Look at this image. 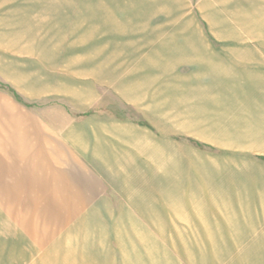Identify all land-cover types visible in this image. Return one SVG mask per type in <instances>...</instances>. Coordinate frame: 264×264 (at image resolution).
Masks as SVG:
<instances>
[{
    "label": "rangeland",
    "instance_id": "1",
    "mask_svg": "<svg viewBox=\"0 0 264 264\" xmlns=\"http://www.w3.org/2000/svg\"><path fill=\"white\" fill-rule=\"evenodd\" d=\"M155 1L0 0V264H264V123L229 121L264 90V0ZM178 56L206 65L171 67ZM194 111L208 141L188 131ZM93 116L157 147L134 190L88 163L51 166L47 123ZM56 169L67 177L47 185Z\"/></svg>",
    "mask_w": 264,
    "mask_h": 264
},
{
    "label": "crops",
    "instance_id": "2",
    "mask_svg": "<svg viewBox=\"0 0 264 264\" xmlns=\"http://www.w3.org/2000/svg\"><path fill=\"white\" fill-rule=\"evenodd\" d=\"M160 1L161 0H156L154 3H159ZM162 3L171 4V8H172L174 5V0H162ZM203 46L206 47L204 44ZM261 47L262 46H259L258 48H261ZM199 49L201 50L203 57H205V60H207V63H210V61H212L213 59L209 57L210 54L206 53V50H205L206 48L204 49V48L199 47ZM243 49H246V48H243ZM187 55L190 56V53H188ZM249 60L250 62L254 61V64L257 63V61L259 62V59L253 58L252 61L251 59H246V60L237 61L233 64H240V65H242V63L247 64V62L245 61H249ZM183 61L184 62L187 61V63L196 65L198 67L202 65L203 66L206 65V63L204 64L200 62L198 63L188 57L181 59L180 56H178L174 60L172 59L171 67L177 66L179 63ZM74 88H76V91L74 92L75 95L76 94L84 95V87L74 86ZM62 89L63 87L61 86L60 88H57V89L54 88L51 90H53L52 92H55V93H63ZM88 90H91L93 92V96L91 98L87 97V99L92 100L98 97L96 96V92L93 90V88H89ZM140 91H142V89H140ZM203 93L205 94L204 98L206 100L208 99V101L205 102V106L207 104V106L210 107L211 106L210 98L212 94L210 91H203ZM247 94L251 96L250 98L255 97L259 100L257 103H253L252 107H249V110L252 108H256L251 112V114H249L251 115V117L238 118L237 120L230 119L229 121L231 122L235 121V122H241V123L242 122L245 123L249 121V122H252V124L253 123H257L258 125L263 124L264 123V108L261 105H264V103L261 102L260 99L264 98V90L263 92L259 91L258 93H254V94L247 93ZM243 95L244 94L237 93V97H239V101L236 100L237 101L236 106L238 105L239 107L242 105L247 106L248 102L243 104V101H242ZM256 105H258V107H255ZM219 121L221 122V120ZM210 122H211L210 120H206L204 118L203 124L196 125L197 121H195V111L193 113L189 112L188 119H187L188 131H191L196 134V130L198 128L199 131L203 132L202 133L203 135H201L200 138L205 141H208L207 138L210 137L211 131L215 129L212 127V124ZM214 122L215 123L218 122V119H215ZM69 123L70 124L47 123V142L44 141V143H42L44 147H47V148L52 147V143L50 142L52 139H54L53 135H56L55 131H58V134H59V135L57 134L56 135L57 138L56 137L55 138L56 139L60 138L59 146H56V148H59L58 151L50 152V154L51 153L52 154L48 155V149H47V157L50 156L51 166L54 163H57V164L61 163V165H64L65 163L73 164V163H78V162H84V163H88L91 165V172H92L93 178L107 180L109 182V186H112L116 190L117 189L134 190L135 187L139 186L138 183L134 182V177H133L132 172L133 171L138 172L139 170H142L143 168L142 166L147 162L148 153L154 152L153 149H156L157 147H154L152 145L150 146L149 143H147L146 139L143 136H141L142 132L138 128H136L132 123H129V122L106 121V120H101L98 116H93L82 123H75V122H69ZM219 127H222V125H220ZM52 130H55V131H52ZM14 131L19 135L18 132L20 130L14 129ZM24 136H25V133H24ZM14 140L17 142L18 141L20 142L18 136L14 137ZM27 146H30V145L27 144ZM66 147L68 148L66 149ZM24 153H25L24 155H28L26 154V152ZM64 156H66V158H64ZM78 165L79 164L76 165L75 169L77 168ZM77 169L80 172L83 171L82 167L80 168L78 167ZM48 171H52V170L50 167L48 168L47 166V172ZM55 172L57 173L54 175L52 174L49 175L47 173V185H48V180L50 181L53 178L55 179V181L65 180L66 175L64 176L63 172L60 171V169L58 170L56 169ZM61 183L63 187L65 188V190H67V187L72 188L70 183L68 184L66 183V185L63 182ZM57 186H59V183L57 184ZM229 193L232 196L236 195V197H234L236 199L234 198L232 199V201H236L239 195L237 190H229L226 193L225 191L220 190V193H217V194L228 195Z\"/></svg>",
    "mask_w": 264,
    "mask_h": 264
},
{
    "label": "bare ground",
    "instance_id": "3",
    "mask_svg": "<svg viewBox=\"0 0 264 264\" xmlns=\"http://www.w3.org/2000/svg\"><path fill=\"white\" fill-rule=\"evenodd\" d=\"M151 1V0H150ZM85 5V4H84ZM83 5V6H84ZM88 5V4H87ZM148 5H152V4H148ZM97 6V5H96ZM80 7H81V5H80ZM87 7V6H86ZM89 8L91 9V8H93V7H90V4H89ZM95 8V7H94ZM83 9H85V7L83 8ZM97 9V8H96ZM100 9V8H99ZM87 10V9H86ZM89 10V9H88ZM101 10V9H100ZM91 11V10H90ZM95 11V10H94ZM97 12V11H96ZM88 13V12H87ZM89 13H91V12H89ZM104 13V12H103ZM96 15H97V13H95ZM95 15V16H96ZM105 15H107L108 16V18H109V20H105V21H109V22H111V24L109 23V26H115L116 24H115V21H114V19H113V17L112 16H110L108 13H106ZM85 16V15H84ZM87 16H88V14H87ZM94 15H93V17H95ZM73 24H75V23H73ZM73 26H75V25H73ZM69 28H70V26H69ZM93 32V31H92ZM94 33V32H93ZM93 36H94V34H92ZM85 39V38H84ZM86 40V39H85ZM85 40H84V42H85ZM205 67V66H204ZM210 69V68H209ZM219 76L221 77L222 76V74H219ZM252 83H253V89H255V88H263L264 89V82L263 81H259V80H257V81H252ZM24 155V154H23ZM174 180V179H173ZM182 180V179H181ZM188 180H189V177H188ZM180 181V180H179ZM186 182V181H185ZM191 186V185H190ZM181 187V186H180ZM175 188H177L176 186H175ZM131 256H133L134 258L136 257V259H137V250H134V251H131ZM155 264V263H154Z\"/></svg>",
    "mask_w": 264,
    "mask_h": 264
}]
</instances>
